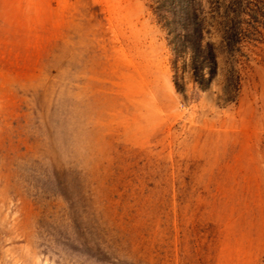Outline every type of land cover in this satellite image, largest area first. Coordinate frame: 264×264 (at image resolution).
Returning <instances> with one entry per match:
<instances>
[{
    "label": "rangeland",
    "instance_id": "1",
    "mask_svg": "<svg viewBox=\"0 0 264 264\" xmlns=\"http://www.w3.org/2000/svg\"><path fill=\"white\" fill-rule=\"evenodd\" d=\"M179 2L0 0V264H264V25L180 93Z\"/></svg>",
    "mask_w": 264,
    "mask_h": 264
},
{
    "label": "trees",
    "instance_id": "2",
    "mask_svg": "<svg viewBox=\"0 0 264 264\" xmlns=\"http://www.w3.org/2000/svg\"><path fill=\"white\" fill-rule=\"evenodd\" d=\"M180 32L171 48L173 83L184 93L187 82L206 90L218 81L222 104L234 101L240 89L243 47L264 25L261 0H179ZM250 3L253 6L250 7ZM243 15H247L244 18Z\"/></svg>",
    "mask_w": 264,
    "mask_h": 264
}]
</instances>
